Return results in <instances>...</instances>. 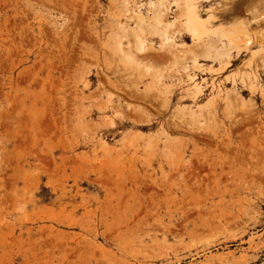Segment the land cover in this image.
<instances>
[{
	"label": "rangeland",
	"instance_id": "obj_1",
	"mask_svg": "<svg viewBox=\"0 0 264 264\" xmlns=\"http://www.w3.org/2000/svg\"><path fill=\"white\" fill-rule=\"evenodd\" d=\"M77 1L0 0V264H264V6L241 50L199 54L264 4L188 0L185 16V0H166L180 52L140 61L114 46L132 29L108 34L123 0ZM128 3L145 13L159 0ZM198 14L215 25L199 38L185 22ZM161 39L149 54L164 55ZM140 108L146 121L119 124Z\"/></svg>",
	"mask_w": 264,
	"mask_h": 264
},
{
	"label": "bare ground",
	"instance_id": "obj_2",
	"mask_svg": "<svg viewBox=\"0 0 264 264\" xmlns=\"http://www.w3.org/2000/svg\"><path fill=\"white\" fill-rule=\"evenodd\" d=\"M72 1V0H71ZM74 1H77V0H74ZM80 1V0H79ZM187 1L188 0H185V6H184V8L181 10L182 12V14L183 15H187V11H188V5H187ZM244 3H246V8H247V10L249 9V8H252L253 7V0H242ZM255 1H258V0H255ZM65 2V1H64ZM68 2V1H67ZM152 2V1H151ZM184 2V1H183ZM59 3V2H58ZM73 3V2H72ZM77 3H78V1H77ZM123 3H124V5H123V8H121L122 10H121V13H119L120 14V17L118 18V19H116L115 18V20L112 22L113 23V25L115 26V27H113L112 28V30H110L111 32L113 31V33H109L108 32V34L109 35H111V34H117V32L119 33H121V31H122V33L123 34H125L124 32H126V35H124L126 38H127V34H129V33H127V32H129V30L130 29H132L133 30V32H134V36H135V41L134 42H132L131 40H128V41H123V39H122V35L120 36V34H117V35H119L120 36V38L118 37V43H115V45L114 46H117L118 47V50L119 51H121L122 53V55H119V57L120 58H122L123 56H124V58H126L125 57V55L126 54H128V55H131V58H133L134 57V59L136 58L137 60H140V59H152V58H157V59H163V58H168V57H173V56H176L177 54H178V52H180L179 51V49L180 48H178V44L179 43H176V41H174L175 43H173L172 41H171V39L174 37V33H175V30H174V33H170V32H172V30H170V25L172 24L171 22L172 21H168V19L166 18V8H164V7H162L165 3H166V0H159V3H158V6H157V8L155 9V6H154V9H148L145 13L144 12H142V11H133V9L129 6V3H128V0H123ZM252 3V4H251ZM254 3H256V2H254ZM66 6H67V4H66V2L64 3ZM79 4V3H78ZM68 5H69V3H68ZM72 5V4H71ZM192 7H190L189 8V10H194L195 9V6H196V4H194V3H192ZM260 5V4H259ZM179 6V5H178ZM252 6V7H251ZM263 6L264 5H261V6H257L256 5V7H254V9H249V13L247 12V13H245V14H240V12H239V14H238V16H236L228 25H224V24H222V26L220 27V30H221V32H219L220 33V35L221 36H224L227 40H228V44L227 45H225L226 44V42H224V41H222V39H220V41H222V46H220V47H215V48H213L215 45V43H214V41L216 40H214L213 41V39L214 38H212V39H209L210 41H208V39H207V43H202V44H199V47H201L200 48V51L199 52H201V53H199L200 55L201 54H204V55H208L207 54V52H209L210 50H219V52L221 53V54H229V49L231 48V47H235V48H237V51H239V50H241L242 49V46H241V42H245L246 44H249L250 42H251V40H252V38H255V37H253L254 35H256L257 34V36H258V34H259V32H260V30H257L258 29V27H260V29H261V26H258L257 27V29L255 28L256 26L255 25H253V22H252V20H251V18L252 17H255L256 15H262L261 14V12H263L262 11V8H263ZM67 7H69V6H67ZM66 7V8H67ZM182 7V6H181ZM198 7V6H197ZM196 7V8H197ZM91 8V7H90ZM93 8V7H92ZM177 9V8H176ZM76 10H77V8H76ZM70 11V10H69ZM72 11V10H71ZM70 11V12H71ZM150 11H152L153 12V15L151 16L150 15ZM176 11V10H175ZM119 12H120V10H119ZM151 12V13H152ZM117 13H118V11H117ZM180 13V14H181ZM85 14H87V13H85ZM115 14H116V12H115ZM176 14V13H175ZM178 14V13H177ZM176 14V15H177ZM79 15V14H78ZM77 15V16H78ZM179 16V15H178ZM213 16V15H212ZM81 17V16H80ZM180 17V16H179ZM178 17V18H179ZM177 18V19H178ZM186 18V24H187V28L189 29V31L192 33V35L194 36V37H198L199 38V36L200 35H202V34H204V33H208V32H210V31H213L214 30V27H215V25L213 24L212 25V23L210 22L211 20H205V19H202V17L198 14V15H196L195 17H194V15H191L190 17H185ZM212 18V17H211ZM77 19H80V18H77ZM76 19V20H77ZM112 19L113 18H109V21L111 20L112 21ZM153 19V20H152ZM152 20V21H151ZM151 21V22H150ZM210 22V26L209 27H207L208 26V24L206 23V22ZM176 22V21H175ZM180 22V24L182 23V21H179ZM261 22V21H260ZM95 23V22H94ZM72 24V23H71ZM174 24V23H173ZM183 24V23H182ZM181 24V25H182ZM78 25V24H77ZM175 25H176V23H175ZM178 25V24H177ZM260 25V24H259ZM255 26V27H254ZM79 27V26H78ZM217 27V26H216ZM219 27H217V28H219ZM177 28V27H176ZM186 28V29H187ZM217 28L215 29V31L217 30ZM264 28V27H263ZM182 29V27L180 28V30ZM74 30V29H73ZM72 31V30H71ZM80 31V30H79ZM78 31V32H79ZM183 31V30H182ZM214 31V32H215ZM257 31H259V32H257ZM65 32H66V30H65ZM70 32V31H69ZM77 32V31H76ZM75 32V33H76ZM99 33H100V31H99ZM106 33V32H105ZM72 34V33H71ZM114 34V35H115ZM211 35H212V32L210 33ZM209 34V35H210ZM94 35V34H93ZM89 36V35H88ZM104 36H105V34H104ZM103 36V37H104ZM129 37H128V39L130 38V36H132V35H128ZM133 36V37H134ZM153 36H160V37H162V41L163 42H161V44H160V49H161V51H163L164 52V55H162L161 53L160 54H157V55H155V54H149L148 52H147V50H148V48L150 49V45L149 44H147V42H149V41H151L150 39L153 37ZM217 36H219V34H217ZM256 36V37H257ZM107 37H108V35H107ZM151 37V38H150ZM193 37V38H194ZM83 38V37H82ZM111 38V40L113 39V36H111V37H109V39ZM114 38H116L115 36H114ZM209 38V37H208ZM99 39V38H98ZM117 39V38H116ZM130 39H132V37L130 38ZM97 40V39H96ZM259 40V42H260V40L261 39H258ZM172 43H171V42ZM200 41V40H199ZM211 41H213V42H211ZM226 41V40H225ZM109 43V42H108ZM149 43H151V42H149ZM198 43V42H197ZM216 43H218V42H216ZM254 43V42H253ZM116 44H118V45H116ZM244 44V43H243ZM242 44V45H243ZM252 44V43H251ZM113 45H108V48H109V46H110V48H111V50H112V52L114 51V54H115V51L116 52H118L119 53V51L117 50V48H116V50H114L115 48H114V46ZM183 45V44H182ZM182 45H180V46H182ZM217 45V44H216ZM228 45H230L231 47H229ZM62 46V45H61ZM184 46V45H183ZM250 46V45H249ZM198 47V48H199ZM248 47V46H247ZM109 48V49H110ZM213 48V49H212ZM244 49V48H243ZM111 50H110V53H111ZM197 50V49H196ZM195 50V51H196ZM215 50H214V52H215ZM194 51V52H195ZM124 52V53H123ZM147 52V53H146ZM153 52H154V49H153ZM139 53H144L143 55H139ZM196 53V52H195ZM206 53V54H205ZM217 52H215V54H216ZM62 54V53H61ZM65 54V53H64ZM117 54V53H116ZM115 54V55H116ZM198 54V53H197ZM210 54H211V52H210ZM213 54V53H212ZM215 54H213V55H215ZM111 55L113 56V54L111 53ZM118 55V54H117ZM204 55H202V56H204ZM62 56V55H61ZM182 56H183V54H182ZM198 56V55H197ZM196 56V57H197ZM209 56V55H208ZM216 56V55H215ZM221 57V56H220ZM123 58V59H124ZM130 58V59H131ZM207 58V57H206ZM211 58V57H210ZM216 58H217V56H216ZM113 59V58H112ZM127 60H128V58H126ZM172 60H173V58H171ZM194 59V58H193ZM218 59V58H217ZM168 60V59H167ZM180 60H182V59H180ZM194 60H196V58L194 59ZM80 61V60H79ZM114 62H115V60H113ZM141 61V60H140ZM156 61V60H155ZM70 62V61H69ZM143 62V61H142ZM181 62V61H180ZM183 62V61H182ZM68 63V62H67ZM108 63V62H107ZM117 63V62H116ZM152 63V62H151ZM49 64V63H48ZM114 64V63H113ZM148 64V63H147ZM54 65V64H53ZM118 65H120V64H118ZM140 65H142V64H140ZM228 64H226V66H227ZM65 66V65H64ZM68 66V65H67ZM172 67V66H171ZM252 67V66H251ZM110 68H113V67H110ZM179 68H182L181 66L179 67ZM253 69V68H252ZM112 70V69H111ZM151 70V69H150ZM151 71H153V69L151 70ZM248 71V70H247ZM249 71H250V69H249ZM253 71H255V70H253ZM113 72H114V70H113ZM256 72H257V70H256ZM244 73V72H243ZM242 73V74H243ZM248 73V74H247ZM245 75H242V77H241V80H242V82H243V86H246V87H251V82L249 81V80H247L246 79V77L247 78H249L250 79V74H249V72H247ZM252 73V72H251ZM140 74V73H139ZM155 74V73H154ZM121 75V74H120ZM252 75V74H251ZM255 75V74H254ZM257 75V74H256ZM255 75V76H256ZM159 76V75H158ZM236 78H234V80H235ZM161 83V82H160ZM108 92V91H107ZM138 92H140V91H138ZM138 92L136 93H133V94H131L132 95V97L133 98H135V99H142L140 96H142V95H140V94H138ZM149 93V92H148ZM148 93H147V96H148ZM146 96V94H145V96H143V97H147ZM116 97V96H115ZM154 97H155V95H154ZM153 97V95H152V98H150V100H149V97H147L146 98V100L148 101H152V99L154 98ZM110 99V98H109ZM108 99V100H109ZM117 99V98H116ZM155 99V98H154ZM153 99V100H154ZM112 100V101H111ZM111 100H109L110 102H112V105H113V99L111 98ZM145 99H143V101H144ZM145 100V101H146ZM157 100V99H156ZM109 101L108 102H106L108 105H109ZM154 102V101H153ZM163 102V101H162ZM227 102H228V104H230L231 105V103H232V100H227ZM54 103V102H53ZM167 103V102H166ZM105 104V103H104ZM143 104V103H142ZM164 104V103H163ZM175 105V104H174ZM114 106H118V105H115L114 104ZM113 106V107H114ZM124 105H121L120 106V109L123 107ZM146 106V105H145ZM199 106V105H198ZM197 106V107H198ZM102 108H103V106H101ZM119 107V106H118ZM118 107H116V108H118ZM128 107V106H127ZM132 107V106H131ZM144 107V106H143ZM151 107V106H150ZM181 107V106H180ZM187 107V106H186ZM185 107V108H186ZM55 108V107H54ZM57 108V107H56ZM104 108H106V109H108V107L107 106H105L104 105ZM104 108H103V110H104ZM123 108H125V107H123ZM148 108H149V105H148ZM147 108V109H148ZM175 108V107H174ZM177 108V107H176ZM184 107L182 108L183 110L185 109ZM188 108V110L190 109V113L193 115V116H196L197 115V111H196V109H193L191 106H188L187 107ZM199 108L201 109V107L199 106ZM229 108H230V106H229ZM232 108V107H231ZM230 108V109H231ZM119 109V111H122V109L120 110ZM141 109V108H140ZM139 109V110H140ZM144 109V108H143ZM143 109H141L140 111H141V114L144 112L143 111ZM236 109V108H235ZM112 110V109H111ZM114 110H117V109H114ZM138 110V109H137ZM136 110V111H137ZM179 110V109H178ZM186 110V109H185ZM234 110V109H233ZM105 111V110H104ZM123 111H124V113L123 112H121V114L123 115V118H122V116H120L119 118H121V120H120V122H119V124L120 125H124V124H126L127 123V120L128 119H131V120H135V122L136 121H138V122H141V121H146L145 119H143V118H141V117H143V115H145L144 113L142 114V116H141V114L140 115H138V113H140V111H138V113H135L136 115H132V114H130L129 113V115H127L126 114V112L127 111H125V109H123ZM170 111V110H169ZM174 111V110H173ZM131 112V111H130ZM150 112V111H149ZM183 112V111H182ZM202 112H205V111H202ZM116 113H117V111H116ZM163 114V113H162ZM202 114H205V113H202ZM242 114V113H241ZM117 115H118V113H117ZM174 115V114H173ZM119 116V115H118ZM133 116V117H132ZM146 116V115H145ZM175 116V115H174ZM177 116V115H176ZM181 116V115H180ZM180 116H177V117H180ZM235 116V115H234ZM248 116V115H247ZM160 117V116H159ZM167 117V116H166ZM165 117V118H166ZM184 117V116H183ZM145 118V117H144ZM234 118V117H233ZM239 118V117H238ZM151 119V118H150ZM161 119V118H160ZM191 119V118H190ZM241 119H243L242 117L240 118V119H238V120H236V122H238V121H242ZM246 119V118H245ZM168 120V119H167ZM167 120H166V122H167ZM174 120V119H173ZM244 120V119H243ZM147 121H149L148 119H147ZM175 121V120H174ZM183 121H185V120H183ZM188 121H190V120H188ZM193 121V120H192ZM154 122V121H153ZM160 122V121H159ZM162 122V121H161ZM186 122V121H185ZM113 123H115V122H113ZM145 123V122H144ZM149 123H150V121H149ZM175 123H178V121L177 122H175ZM189 123H191V122H189ZM194 123H195V120H194ZM157 124H159V123H157ZM156 124V125H157ZM163 124V123H162ZM172 124V123H171ZM182 123H180V125H181ZM164 125V124H163ZM180 125H179V127H180ZM185 124H183V126H184ZM188 125V124H187ZM195 125V124H194ZM116 126V125H115ZM237 126V125H236ZM111 127H114L112 124H111ZM172 127H174V126H172ZM185 127V126H184ZM254 127V126H253ZM68 128V127H67ZM165 128V127H164ZM231 128V127H230ZM238 128V127H237ZM162 129V128H161ZM167 129V128H166ZM181 129V128H180ZM233 129V128H232ZM231 129V132L233 131ZM183 130V129H182ZM228 130V129H227ZM227 130H226V133H228L227 132ZM238 130V129H237ZM110 131V130H109ZM235 131H236V128H235ZM224 133V132H223ZM230 135V134H229ZM134 137V136H133ZM169 137V136H168ZM137 139V138H136ZM232 139V138H231ZM230 139V140H231ZM222 140H224V138L222 139ZM224 142V141H223ZM229 143H230V141H229ZM225 144V143H224ZM224 144H221V145H224ZM155 145V144H154ZM153 145V146H154ZM210 145V144H209ZM227 145V144H226ZM180 147V146H179ZM195 149V148H194ZM217 149V148H216ZM215 149V150H216ZM220 150V149H219ZM222 150V149H221ZM206 152V151H205ZM229 152V151H228ZM227 152V153H228ZM199 153V152H198ZM224 153V152H223ZM227 153H226V155H227ZM182 154V153H181ZM211 154V153H210ZM218 154H219V151H218ZM222 154V153H221ZM208 155V154H207ZM212 155V154H211ZM211 155H208V156H206L205 158H203L204 159V164L205 163H207L209 166H210V168H211V172H213L214 174H215V178H218V176L220 175V174H222L223 172L227 175V172H225L226 170H224V168H223V166L224 165H222V163H220V160L218 161V160H216L214 157H212ZM237 155V154H236ZM222 156H223V154H222ZM228 156H229V154H228ZM217 157V156H216ZM224 157V156H223ZM230 157V156H229ZM229 157H227V158H229ZM236 157V156H235ZM176 158V157H175ZM180 158V157H179ZM220 158V157H219ZM232 158V157H231ZM176 160V159H175ZM242 161V160H241ZM178 163V162H177ZM231 164H232V162H231ZM180 165V164H179ZM233 165V164H232ZM207 169V168H206ZM219 169L221 170V171H219ZM190 170H188V172H189ZM207 171V170H206ZM209 172H210V170H208ZM219 171V172H218ZM209 172H207L206 173V175H208L209 174ZM191 173H192V169H191ZM197 173V172H196ZM184 175V174H183ZM186 175V174H185ZM194 175V174H193ZM195 175H197V174H195ZM187 177V176H186ZM189 177V176H188ZM222 178V177H221ZM199 180H201V179H197L196 181H199ZM216 180V179H215ZM168 181H170V180H168ZM195 181V182H196ZM171 182V181H170ZM194 182V183H195ZM135 183V182H134ZM144 183V182H143ZM197 183V182H196ZM167 184V183H166ZM197 184H199V183H197ZM188 185V184H187ZM166 186V185H165ZM186 186V185H185ZM198 186V185H197ZM170 189V188H169ZM127 191V190H126ZM170 191H171V189H170ZM174 191V190H173ZM140 192V191H139ZM134 194V193H133ZM162 200V199H161ZM155 201V200H154ZM152 202V201H151ZM116 203V202H115ZM153 204V203H152ZM146 206H147V204H146ZM112 209V208H111ZM110 211V210H109Z\"/></svg>",
	"mask_w": 264,
	"mask_h": 264
},
{
	"label": "clouds",
	"instance_id": "obj_3",
	"mask_svg": "<svg viewBox=\"0 0 264 264\" xmlns=\"http://www.w3.org/2000/svg\"><path fill=\"white\" fill-rule=\"evenodd\" d=\"M231 2H232V0H231ZM258 2L260 4H264V0H258ZM217 6H220V0H218Z\"/></svg>",
	"mask_w": 264,
	"mask_h": 264
}]
</instances>
